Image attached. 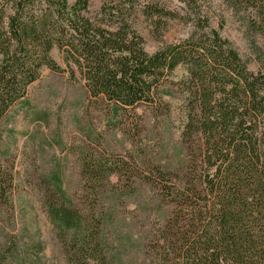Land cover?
Instances as JSON below:
<instances>
[{
    "label": "trees",
    "instance_id": "1",
    "mask_svg": "<svg viewBox=\"0 0 264 264\" xmlns=\"http://www.w3.org/2000/svg\"><path fill=\"white\" fill-rule=\"evenodd\" d=\"M176 1L189 11L191 30L150 53L137 19L144 16L162 39L167 20L180 17L166 0H107L95 15L90 0H0V122L44 69L64 71L54 50L93 98L117 110L158 106L172 84L184 100L181 170L157 167L141 176L172 209L162 213L151 249L142 242L140 252L148 250L152 264H264V70L252 71L212 27L205 0ZM223 1L244 14L249 33L259 38L264 68V0ZM179 69L184 73L174 82ZM116 172L128 169L92 155L82 165L94 198L98 182ZM45 205L67 264H108L109 213L96 203L81 210L61 189ZM14 255L12 247L0 248V264Z\"/></svg>",
    "mask_w": 264,
    "mask_h": 264
},
{
    "label": "rangeland",
    "instance_id": "2",
    "mask_svg": "<svg viewBox=\"0 0 264 264\" xmlns=\"http://www.w3.org/2000/svg\"><path fill=\"white\" fill-rule=\"evenodd\" d=\"M105 1L90 0V15ZM166 2L180 17L167 20L162 39L150 32L144 16L137 19L150 53L165 42L184 39L191 30L187 8L176 0ZM202 9L252 71L264 70L257 58L260 40L249 33L244 14L231 11L223 0H205ZM52 55L64 71L44 69L0 122V248L15 251L10 264H67L45 205L52 191L61 189L79 209L96 203L98 211L109 213L104 232L108 264H152L150 252H140V244L151 249L162 213H169L172 205L141 176H151L157 167L173 174L181 170L183 96L174 94L171 84L163 89L158 106L117 110L93 98L77 72L71 77L58 50ZM183 73L179 69L171 80L178 81ZM91 155L128 169L125 175L116 172L99 181L96 198L82 173Z\"/></svg>",
    "mask_w": 264,
    "mask_h": 264
}]
</instances>
